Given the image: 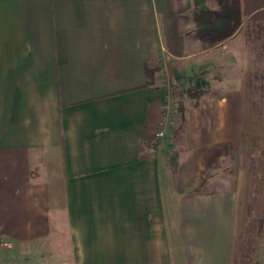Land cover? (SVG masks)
I'll return each instance as SVG.
<instances>
[{
    "label": "crops",
    "instance_id": "1",
    "mask_svg": "<svg viewBox=\"0 0 264 264\" xmlns=\"http://www.w3.org/2000/svg\"><path fill=\"white\" fill-rule=\"evenodd\" d=\"M240 9L204 49L192 0H0V264H231L249 175L188 190L223 168L264 81V0ZM145 63L208 91L186 110L188 148L168 146Z\"/></svg>",
    "mask_w": 264,
    "mask_h": 264
},
{
    "label": "rangeland",
    "instance_id": "2",
    "mask_svg": "<svg viewBox=\"0 0 264 264\" xmlns=\"http://www.w3.org/2000/svg\"><path fill=\"white\" fill-rule=\"evenodd\" d=\"M204 5L208 9H215V4L212 0H207ZM245 28L246 26L243 27V32L246 33ZM252 33L254 39L255 31ZM253 42L251 44L258 49L264 45L263 40L258 42L254 40ZM255 61V74L264 76V54L261 58L255 59ZM150 66L159 65L153 64ZM159 68L160 71L161 67L159 66ZM159 71L154 73L151 86H153L155 78L159 77L158 84L163 87L167 101V106L163 110V116L168 119L165 130L169 129L172 131L171 139L167 141L168 146L171 149L176 147L175 150L178 147L188 148L190 138L185 113H194V109L197 108L193 107V100L189 99L186 93L187 89L192 85L188 86L185 79L177 81L168 78L167 74L164 73L162 75V72L160 71V73ZM255 74L253 73L252 75ZM250 85V105L243 107L244 122L238 144H227V159L221 170L206 173L207 177L204 184L199 185L198 178L190 187V191L188 190V194L199 193L208 186L217 185L227 175H230L232 179L230 178L229 180L233 183V177L242 171L249 175L243 233L234 241L231 264H264V81L262 78L257 79L252 81ZM198 89L206 90L203 87ZM163 128L162 126L158 131V133H162L161 136H157L158 133L156 134L157 139L163 136ZM155 143L157 142L153 144ZM157 147L158 143L154 149ZM211 178L215 180H209Z\"/></svg>",
    "mask_w": 264,
    "mask_h": 264
},
{
    "label": "trees",
    "instance_id": "3",
    "mask_svg": "<svg viewBox=\"0 0 264 264\" xmlns=\"http://www.w3.org/2000/svg\"><path fill=\"white\" fill-rule=\"evenodd\" d=\"M207 0H193L192 21L194 35L204 49H210L232 37L242 24L240 0H212L215 9L205 7ZM159 66L144 65L146 78L145 87H150L154 73L159 71ZM207 90L189 87L186 91L189 99L193 100V107L199 106L200 98L207 94ZM182 110V109H181ZM155 144L140 143V149L154 148ZM207 175L199 177V185L204 184Z\"/></svg>",
    "mask_w": 264,
    "mask_h": 264
},
{
    "label": "built area",
    "instance_id": "4",
    "mask_svg": "<svg viewBox=\"0 0 264 264\" xmlns=\"http://www.w3.org/2000/svg\"><path fill=\"white\" fill-rule=\"evenodd\" d=\"M162 135V133L161 132H159L158 134H157V136H161Z\"/></svg>",
    "mask_w": 264,
    "mask_h": 264
}]
</instances>
